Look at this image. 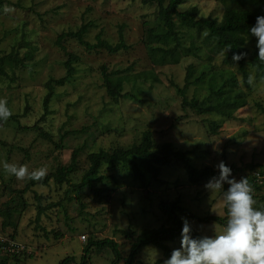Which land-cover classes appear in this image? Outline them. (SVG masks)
Listing matches in <instances>:
<instances>
[{
	"label": "rangeland",
	"instance_id": "1",
	"mask_svg": "<svg viewBox=\"0 0 264 264\" xmlns=\"http://www.w3.org/2000/svg\"><path fill=\"white\" fill-rule=\"evenodd\" d=\"M193 5L199 16L216 18L228 6L218 0H185L178 10ZM156 13L155 4L141 0H6L0 6V49L17 51L25 63L10 71L13 81H0V99L7 102L11 114L19 115L17 120L8 117L0 121V164L24 165L29 171L46 169L41 179L32 181L17 179L0 167V209L10 208L8 217L0 212V235L23 244L26 252L10 256L8 264H59L66 256L73 258L67 264H79L89 240L105 238L117 242L121 254L117 264H124L130 242L142 228L169 224L159 207L161 201L179 198L195 215L225 216L221 191L206 189L209 179L189 182L177 163L164 166L157 179L148 175L145 188L122 164L101 167L104 178L95 185L97 193L74 188L88 166L89 152L129 145L145 129L151 130L155 146L170 142L174 148L188 151L191 163L198 168L210 166L218 171V163L224 160L227 166L237 168L233 171L230 167V176L236 180L251 173L245 164H264V115L256 105L264 107V78L256 77L247 66L250 85L246 86L236 66L221 63V55L212 54L207 59L210 53L202 44V35L198 37L193 29L180 26L176 17L183 47H195L196 54L181 55L178 63L153 64L144 36L145 23H151ZM83 24L89 25L85 39L90 42L101 33L116 43L121 31L127 49L113 54L104 49L87 50L74 38L62 41L65 49L55 45L58 34ZM68 53L78 56L75 73L64 85L55 87L50 112L39 121L45 82L65 74ZM190 64V79L202 70L205 75L187 88V99L219 102L211 88L220 87L233 76L237 85L229 94L239 93L245 98L244 104L230 117L183 106L175 86L183 85ZM102 66L124 78L117 102L106 93ZM34 124L37 127H30ZM76 147L80 153L70 183L57 184L52 178L43 183L59 164L69 162ZM29 181L33 184L24 189ZM262 194L264 189H252L256 206ZM39 201L46 208L36 219ZM184 220L207 236L224 227L213 220L182 217ZM124 230H130L132 238ZM167 243L172 249L178 248L180 239ZM85 258V264H110L113 255L109 247L90 245ZM164 260L162 250L148 244L140 248L132 264H163Z\"/></svg>",
	"mask_w": 264,
	"mask_h": 264
},
{
	"label": "trees",
	"instance_id": "2",
	"mask_svg": "<svg viewBox=\"0 0 264 264\" xmlns=\"http://www.w3.org/2000/svg\"><path fill=\"white\" fill-rule=\"evenodd\" d=\"M144 4H155L157 6V13L151 23H145L144 45L147 54L153 64L162 65L168 63H178L181 55L196 54L195 47L184 48L182 42V34L177 27L175 17L178 18V24L182 27L193 29L196 36L202 35V44L205 45L208 52L207 59L212 58V54L221 55V63L227 66H236L242 75L243 82L249 86V71L248 67L252 68L256 77L264 78V62L257 57L256 38L248 33L249 25L255 22L257 15H264V0H218L226 2L228 6L224 9L220 18L212 16H199L196 6H191L184 10H178V6L185 0H141ZM6 0H0V6H3ZM89 25L83 24L77 30L63 31L58 34L55 39V45L61 49H65L62 41L66 38H74L87 50L104 49L108 53H115L122 49H127L128 45L124 41L121 31L118 33V41L111 43L101 36V33L96 35L94 42L85 39L86 32ZM189 52V53H187ZM234 53H242L239 60H233ZM78 61V56L73 53H68V57L64 62L65 74L59 78H50L45 82L46 93L42 100V114L39 121H43L47 114H49L50 99L54 95L56 86L64 85L75 73V62ZM25 65L24 58L21 57L17 51L11 50L4 52L0 49V81L9 79L13 81L14 77L10 74L14 68L23 67ZM102 81L106 89L107 95L117 102L122 95L124 78L118 74L117 71L105 70L101 67ZM192 65L187 68L184 83L182 86H175L177 92L181 95L182 105L198 111L199 113L217 112L227 117L232 115L238 107L244 104V97L239 93L232 96L229 94L233 87L237 85L233 76L229 80L223 81L218 88H211L212 94H216L215 99H221L216 103H206L205 100H198L197 98L187 99L185 92L192 82L202 81L205 72L202 70L200 75L195 79L191 78ZM230 84H227V83ZM212 83V82H211ZM225 88V90H224ZM225 105V106H224ZM258 109L264 115V107L256 104ZM11 119L17 120L18 114H11ZM2 121V120H0ZM29 127V126H21ZM30 127H37L36 124ZM47 136V133L43 132ZM63 139V135L60 140ZM80 148L76 147L72 150L70 160L67 164H59L56 170L46 176L43 183L48 178L57 184L69 182V176L77 169L78 156ZM224 162V160H222ZM88 166L83 172L79 183L74 184V188L83 190L88 188L94 192H98L95 185L103 181L104 176L101 174V167L103 165L115 166L122 164L126 167L131 176L139 182L140 187L145 188L147 185V176L151 175L157 179L164 166L177 163L184 170L187 179L193 184L201 183L219 175V170L215 171L210 166L198 168L191 163L189 152L173 147L170 142H162L155 146L152 137V132L145 129L141 132L137 141L132 142L126 146H119L112 150L100 149L95 152L87 154ZM225 163V162H224ZM245 166L251 170L243 174V179L251 186L252 189H264V164H256L249 162ZM233 171L237 168L230 166ZM239 170V169H238ZM258 171L260 177H256L254 172ZM33 181V180H32ZM29 181L25 185L26 189L33 182ZM70 183V182H69ZM21 190V192L24 191ZM39 200L40 198L37 197ZM261 203L259 206H264V194L261 196ZM53 205V204H51ZM49 207V206H47ZM159 207L163 212L168 225L161 224L159 227H145L140 230L138 234L130 242L129 254L124 264H132L135 257L144 245H154L162 250L164 259H166L172 248L167 242H173L176 239H181L182 217H189L201 222H208L213 220L217 223L225 225L227 219L226 208L225 216L205 215L198 216L193 214L187 207L181 204L179 198L174 201H161ZM46 206H41L40 201L37 203V217L45 210ZM9 206L5 210L0 209L6 217L10 216ZM7 224V223H4ZM192 235L194 237L203 236L191 227ZM123 233L128 237L130 230H124ZM90 245L97 247H109L111 249L113 258L110 264H117L121 259V254L118 249V244L112 239H102L100 241H91L83 248V259L79 264H85L88 248ZM99 249V248H98ZM26 253L25 250L19 254ZM31 254V253H28ZM18 254L6 255L0 259V264H7V259ZM71 256L64 257L59 264H67L72 262ZM161 259L157 260L159 262ZM77 264V263H76Z\"/></svg>",
	"mask_w": 264,
	"mask_h": 264
},
{
	"label": "clouds",
	"instance_id": "3",
	"mask_svg": "<svg viewBox=\"0 0 264 264\" xmlns=\"http://www.w3.org/2000/svg\"><path fill=\"white\" fill-rule=\"evenodd\" d=\"M248 33L256 38L257 57L264 62V15L256 16ZM242 55L234 53L232 59L239 60ZM10 115L7 102L0 99V120ZM0 167L17 179L39 180L46 174L43 167L29 171L24 165L8 162ZM217 167L219 175L209 179L205 188L222 193L227 213L224 227L213 236L194 237L189 223L184 220L180 246L172 249L163 264H264V206H256L251 186L245 179L231 178V169L223 161Z\"/></svg>",
	"mask_w": 264,
	"mask_h": 264
},
{
	"label": "built area",
	"instance_id": "4",
	"mask_svg": "<svg viewBox=\"0 0 264 264\" xmlns=\"http://www.w3.org/2000/svg\"><path fill=\"white\" fill-rule=\"evenodd\" d=\"M256 177H260L258 171L254 172ZM25 250V246L10 237H4L0 235V254L1 255H12L19 254Z\"/></svg>",
	"mask_w": 264,
	"mask_h": 264
},
{
	"label": "crops",
	"instance_id": "5",
	"mask_svg": "<svg viewBox=\"0 0 264 264\" xmlns=\"http://www.w3.org/2000/svg\"><path fill=\"white\" fill-rule=\"evenodd\" d=\"M1 256V255H0ZM2 258H4L5 256H1ZM1 259V258H0ZM8 261H9V259H7V264H8Z\"/></svg>",
	"mask_w": 264,
	"mask_h": 264
}]
</instances>
